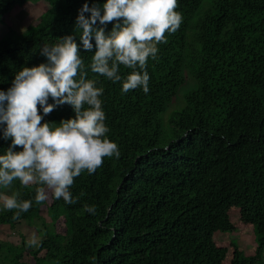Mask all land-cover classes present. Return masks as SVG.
Instances as JSON below:
<instances>
[{
    "label": "trees",
    "instance_id": "16d2710c",
    "mask_svg": "<svg viewBox=\"0 0 264 264\" xmlns=\"http://www.w3.org/2000/svg\"><path fill=\"white\" fill-rule=\"evenodd\" d=\"M30 1L37 0H0V23L14 7ZM42 1L47 8L39 22L23 31L9 27L0 36L2 91L23 67L47 63L40 54L44 45L67 35L80 44L75 29L79 9L86 2L102 8L105 2ZM178 5L183 22L167 34V43L158 45L157 59L148 61L147 94L140 88L124 94L120 82L92 73L95 41L91 51L81 45L88 78L104 89L106 136L118 145L120 156L105 158L94 174L75 178L70 191L76 204L50 200L49 221L40 214L42 204L35 203V186L14 181L6 193L18 192V200L33 203L18 220L12 219L15 210L0 204V226L16 228L20 236L17 246L6 245L7 251H18L9 259L5 254L0 264H27L20 259L28 247L33 264H222L228 248L217 245L213 236L236 230L232 206L240 221L252 225L255 248L246 254L234 246L230 264L260 263L264 0H178ZM112 26H105L106 34ZM130 72L121 66L122 76ZM48 103L54 102L49 98ZM69 118L73 110L64 104L42 122ZM10 145V139L0 138V155ZM85 205H95V215L85 212ZM60 218L62 232L55 229ZM22 228L36 233L37 246H29Z\"/></svg>",
    "mask_w": 264,
    "mask_h": 264
},
{
    "label": "clouds",
    "instance_id": "9594fccd",
    "mask_svg": "<svg viewBox=\"0 0 264 264\" xmlns=\"http://www.w3.org/2000/svg\"><path fill=\"white\" fill-rule=\"evenodd\" d=\"M178 6V0H105L102 8L87 2L82 5L75 24L80 44L67 35L51 46L44 45L40 54L47 63L23 67L11 87L0 90V138L11 140L0 155V188L8 189L19 181L25 188L35 186L37 205L60 199L68 205L78 202L70 191L75 178L84 172L94 174L105 158L120 156L118 145L106 136L110 129L100 99L104 89L88 78L81 45L91 51L95 41L89 65L92 73L120 82L124 94L137 88L147 94L148 61L157 59L158 45L167 43V34H174L183 22ZM110 23L113 26L106 34ZM121 66L131 72L122 76ZM49 98L54 103H48ZM64 104L71 106L74 118L58 124L42 122L44 115ZM16 147L22 150L13 151ZM18 196V192L0 193L3 208L15 210L13 220L33 203ZM84 211L95 215L96 206L85 205ZM37 244L33 236L29 246Z\"/></svg>",
    "mask_w": 264,
    "mask_h": 264
},
{
    "label": "rangeland",
    "instance_id": "374dc122",
    "mask_svg": "<svg viewBox=\"0 0 264 264\" xmlns=\"http://www.w3.org/2000/svg\"><path fill=\"white\" fill-rule=\"evenodd\" d=\"M47 8V3L42 0L37 1H30L25 3L24 5H19L14 7V11H12L10 14L6 15V17L2 20L3 23H0V36H2L9 27H13L16 30H25L28 25L36 24L41 20V18L44 16V12ZM4 190V191H3ZM1 193L7 195L6 189H3ZM49 201H46L44 204L40 207V214L44 215L46 221H49L48 216L46 215V208ZM229 215L231 221L235 224L236 230L232 232H221L217 231L214 233V241L219 246H226L228 248V253L226 254L225 258L222 260V264H230L231 254L234 246H237V248L243 250L246 254H251L254 252L255 243L253 239V227L251 224H246L239 220V214L236 207L232 206L229 209ZM63 220L60 218L55 223V229L57 231L62 232L63 231ZM16 227V226H15ZM16 229V228H15ZM15 229L10 228L9 225L4 226V231L2 236L0 238V262L2 261V258H4V255H7V259L12 257V252L18 251L15 249L12 252L7 251L6 245H14L17 246L19 244L20 236ZM31 229V228H30ZM24 233L26 234V240L29 242V240L34 236L38 241V236L35 232L28 231L29 229H23ZM23 233V232H22ZM3 242V243H2ZM23 263L27 264H33V257H32V251L28 247V249L22 254V257L20 259ZM7 263L8 260H7ZM259 264H264V251H263V257Z\"/></svg>",
    "mask_w": 264,
    "mask_h": 264
},
{
    "label": "crops",
    "instance_id": "0c3cea01",
    "mask_svg": "<svg viewBox=\"0 0 264 264\" xmlns=\"http://www.w3.org/2000/svg\"><path fill=\"white\" fill-rule=\"evenodd\" d=\"M8 195V194H7ZM3 231H4V226H0V238L2 237L1 234H3Z\"/></svg>",
    "mask_w": 264,
    "mask_h": 264
}]
</instances>
